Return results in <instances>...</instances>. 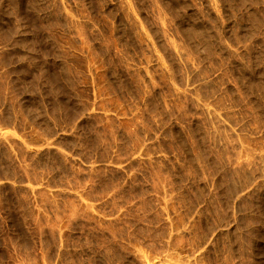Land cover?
I'll use <instances>...</instances> for the list:
<instances>
[{"label":"rangeland","instance_id":"obj_1","mask_svg":"<svg viewBox=\"0 0 264 264\" xmlns=\"http://www.w3.org/2000/svg\"><path fill=\"white\" fill-rule=\"evenodd\" d=\"M0 264H264V0H0Z\"/></svg>","mask_w":264,"mask_h":264}]
</instances>
